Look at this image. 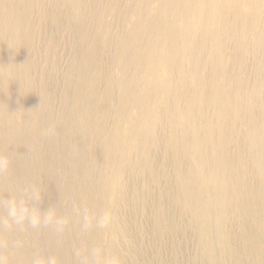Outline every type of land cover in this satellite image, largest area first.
<instances>
[{"label": "rangeland", "instance_id": "obj_1", "mask_svg": "<svg viewBox=\"0 0 264 264\" xmlns=\"http://www.w3.org/2000/svg\"><path fill=\"white\" fill-rule=\"evenodd\" d=\"M1 23L0 73L24 107L0 88L17 132L0 147L25 163L32 106L49 115L37 135L40 152L62 161L53 176L64 182L82 150L93 168L81 223L55 238L93 233L109 252L101 264H151L172 246L205 241L221 253L259 236L264 0H10ZM76 101L67 131L80 133L58 145L50 122ZM48 176L28 180L42 200Z\"/></svg>", "mask_w": 264, "mask_h": 264}, {"label": "bare ground", "instance_id": "obj_2", "mask_svg": "<svg viewBox=\"0 0 264 264\" xmlns=\"http://www.w3.org/2000/svg\"><path fill=\"white\" fill-rule=\"evenodd\" d=\"M10 0H0V20L3 14V8L8 7ZM13 16L18 15V7L12 3ZM2 23L0 24V55L6 48H10L8 43L1 39ZM23 39V38H22ZM0 88L3 90L5 101L11 106L24 107L17 100L15 95L9 94V85L0 73ZM84 90L82 79H79L77 91ZM71 111L66 114L63 112L59 120H51L50 124L60 130L58 138L53 140L60 145V139L63 146L68 137L77 138L80 128H73L68 133V118L79 107V102H73ZM31 121V129L33 134L30 137H22L21 141L24 146L25 163H21L18 155L13 150H8L3 146L0 147V156H4L9 160V166L5 171L0 172V260L3 264H32V260L36 256L47 257L55 256L57 264H95L93 251L96 250L99 255L100 264L102 260L108 257L102 241L96 240L93 233L89 237L83 239L74 237H58L57 233L65 234L79 223H81L80 215L83 211V197L85 191L82 190L84 181L92 178V169L88 162V157L84 158L83 150L73 162L72 172L65 173L62 166V173H65L64 182L58 181L54 176L53 168L61 166L62 161L49 159L40 152L38 145L39 126L49 120L48 113L30 106L24 109ZM70 116V117H69ZM37 118V121H36ZM8 122L7 115L0 111V143H4L9 137H16L17 132L14 128L6 125ZM9 131V132H8ZM8 132L9 136H6ZM53 147V146H52ZM47 174L46 177L47 195L44 200L34 191L38 187L29 185V179L36 174ZM54 175V176H53ZM11 180L13 185L11 184ZM257 182L259 186V199L264 200V160L257 163ZM189 181L182 179V194L186 196L193 195L198 200L201 192L197 189L189 188ZM10 198L24 200L30 209H34L40 216V222L33 226L29 220L22 223H15L7 217L5 202ZM258 199L257 220L259 236L247 245L236 247L234 244L227 243L222 252H218L215 244L211 242H199L196 244L185 243L184 246H172L168 251L160 250L153 252V257L161 258V263L151 264H262L264 261V206L261 207ZM46 211V212H45ZM51 214V223H46L44 218ZM200 219V216H197ZM79 219V220H78ZM262 219V220H261ZM57 221H64L62 225H58ZM65 221H67L65 223ZM72 225V226H71ZM119 255H114L117 258ZM169 256V257H168ZM188 256V257H187ZM152 257V258H153ZM169 260L166 261L165 259ZM187 260V261H186ZM123 264V263H121Z\"/></svg>", "mask_w": 264, "mask_h": 264}, {"label": "clouds", "instance_id": "obj_3", "mask_svg": "<svg viewBox=\"0 0 264 264\" xmlns=\"http://www.w3.org/2000/svg\"><path fill=\"white\" fill-rule=\"evenodd\" d=\"M53 130L49 128L43 134H51ZM9 166V160L0 156V172L5 171ZM5 207L7 210V217L15 223H22L24 220H29L33 226L40 222V216L32 209H30L24 200H17L15 198H10L5 202ZM107 217H105L106 222ZM46 223L52 221V215L49 214L44 218ZM64 221H57L58 225H62ZM93 257L95 258V264H100L99 255L96 250L93 251ZM0 264H3V261L0 260ZM32 264H57V258L55 256L41 257L36 256L32 260ZM112 264H116V261L113 260Z\"/></svg>", "mask_w": 264, "mask_h": 264}]
</instances>
